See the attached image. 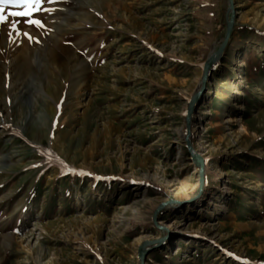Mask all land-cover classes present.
<instances>
[{
    "label": "rangeland",
    "instance_id": "rangeland-1",
    "mask_svg": "<svg viewBox=\"0 0 264 264\" xmlns=\"http://www.w3.org/2000/svg\"><path fill=\"white\" fill-rule=\"evenodd\" d=\"M233 2L189 125L229 0L0 25V264H264V0Z\"/></svg>",
    "mask_w": 264,
    "mask_h": 264
},
{
    "label": "snow or ice",
    "instance_id": "snow-or-ice-1",
    "mask_svg": "<svg viewBox=\"0 0 264 264\" xmlns=\"http://www.w3.org/2000/svg\"><path fill=\"white\" fill-rule=\"evenodd\" d=\"M58 0H0V25L12 24V30L20 32L19 25L27 24L29 27L46 28L44 22L38 18L39 13H51L54 9L45 7V4H55ZM16 6L20 11H10L5 14L6 6ZM13 18L9 20V18ZM25 36L32 39L29 33L24 32ZM11 36V31L9 32Z\"/></svg>",
    "mask_w": 264,
    "mask_h": 264
},
{
    "label": "water",
    "instance_id": "water-1",
    "mask_svg": "<svg viewBox=\"0 0 264 264\" xmlns=\"http://www.w3.org/2000/svg\"><path fill=\"white\" fill-rule=\"evenodd\" d=\"M230 2V11L232 13V17L231 19L229 20L228 22V25H227V31H226V35H225V40L221 46V48L219 49V51L213 55L211 58H209V60L204 64V78H203V87L201 89V92L198 93L191 101L190 105H189V109H188V114H187V122H188V125L190 124V119L195 111V105L197 104V102L199 101L200 97L205 93L206 91V84H207V78H208V75L211 73L212 69H213V66L218 62V60L220 59L223 51L227 48L229 42H230V39H231V36L233 34V28H234V23H235V8H234V2L233 0H229ZM189 136L187 137V141H188V144H189ZM189 147H190V151H191V154L194 152L189 144ZM201 173V178H203V169L200 171ZM147 254V253H146ZM139 255L141 258H143L139 252Z\"/></svg>",
    "mask_w": 264,
    "mask_h": 264
},
{
    "label": "bare ground",
    "instance_id": "bare-ground-1",
    "mask_svg": "<svg viewBox=\"0 0 264 264\" xmlns=\"http://www.w3.org/2000/svg\"><path fill=\"white\" fill-rule=\"evenodd\" d=\"M24 55H25V54H24ZM24 57H25V56H24ZM21 60H22V59H21ZM23 60H24V59H23ZM23 65L25 66L26 64H22V66H23ZM194 153H195V152L192 153L193 156H194ZM201 160H202V159H201ZM202 161H203V160H202ZM201 165H203V163H201ZM146 251H147V247H143L142 250H141V252H146ZM146 253H147V252H146ZM146 253H145V254H146ZM141 256L143 257L144 255L141 254Z\"/></svg>",
    "mask_w": 264,
    "mask_h": 264
}]
</instances>
